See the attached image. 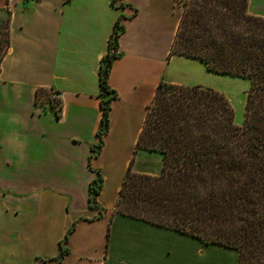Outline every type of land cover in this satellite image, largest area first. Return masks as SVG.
Here are the masks:
<instances>
[{"label":"crops","instance_id":"1","mask_svg":"<svg viewBox=\"0 0 264 264\" xmlns=\"http://www.w3.org/2000/svg\"><path fill=\"white\" fill-rule=\"evenodd\" d=\"M181 1L0 0V264H236L235 249L113 211L158 81L189 84L176 75L193 58L169 54ZM247 11L264 17V0ZM115 22L107 83L117 97L95 155L97 69ZM37 87L59 92L58 117L34 104Z\"/></svg>","mask_w":264,"mask_h":264},{"label":"trees","instance_id":"2","mask_svg":"<svg viewBox=\"0 0 264 264\" xmlns=\"http://www.w3.org/2000/svg\"><path fill=\"white\" fill-rule=\"evenodd\" d=\"M180 3L182 13L169 54L197 59L207 71L248 78L243 123H234L223 93L160 79L133 150L158 153L159 172L133 171L132 157L113 211L204 244L235 249L236 264H264V17L249 13L247 0ZM121 30L115 22L98 64V142L91 147L95 155L109 128L110 103L117 97L107 76L118 56ZM34 104L51 108L55 117L60 114L59 92L52 88L37 87ZM94 171L88 185L91 208L97 206L102 187L100 169ZM65 252L61 248L58 258Z\"/></svg>","mask_w":264,"mask_h":264},{"label":"rangeland","instance_id":"3","mask_svg":"<svg viewBox=\"0 0 264 264\" xmlns=\"http://www.w3.org/2000/svg\"><path fill=\"white\" fill-rule=\"evenodd\" d=\"M5 16L6 14L3 12L0 14V56L7 44V35L4 27ZM186 62H188L185 66L186 74H177L176 77L185 79L183 81H188L187 83L189 84H200L223 93L232 107L234 123L241 125L244 119L246 92L250 86L249 79L207 71L203 63L196 59H190V61ZM172 64L170 65L172 66ZM160 164L161 159L158 153L141 149L134 155L132 169L138 172L152 171L153 173H158Z\"/></svg>","mask_w":264,"mask_h":264}]
</instances>
